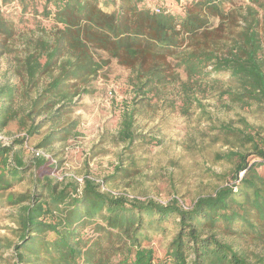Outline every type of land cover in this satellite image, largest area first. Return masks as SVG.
Masks as SVG:
<instances>
[{"label": "trees", "instance_id": "1", "mask_svg": "<svg viewBox=\"0 0 264 264\" xmlns=\"http://www.w3.org/2000/svg\"><path fill=\"white\" fill-rule=\"evenodd\" d=\"M170 1L174 12L165 0H0L42 18L22 33L0 11V57L14 55L17 78L0 86V133L16 122L23 134L0 143V199L16 207V242L4 246L13 261L6 264H264V0ZM95 51L130 70L134 94L115 136L130 153L106 181L141 173L131 148L148 138L137 130L148 108L145 115L170 110L186 118L199 111L212 143L228 148L215 159L231 168L212 174L224 185L186 208L178 198L161 204L115 197L91 179L82 188L57 181L44 156L28 161L26 146L36 136L35 148L46 151L77 135L75 98L91 92L108 63ZM216 96L244 114L218 118L202 100ZM26 180L30 190L9 192ZM168 235L159 258L150 244Z\"/></svg>", "mask_w": 264, "mask_h": 264}, {"label": "rangeland", "instance_id": "2", "mask_svg": "<svg viewBox=\"0 0 264 264\" xmlns=\"http://www.w3.org/2000/svg\"><path fill=\"white\" fill-rule=\"evenodd\" d=\"M247 1L233 0L235 4ZM165 2L169 6L168 11L174 12L176 5H170L172 3L170 0ZM229 4L231 3H227L228 6L232 5ZM153 8L159 6L155 5ZM0 11L22 33L37 29V22L42 19L23 16L17 2L7 5L0 2ZM94 54L98 61L108 63L91 84V92L75 98L76 106L71 117L80 119L77 135L46 151L35 148L41 140L40 136H36L26 146L28 161L30 162V159L41 151L49 157L45 158L53 165L51 176L57 181L72 179L82 188L84 181L91 179L101 191L115 197L154 200L161 204L178 198L186 208L191 207L198 196L212 194L217 187L224 185L212 178V174L225 175L231 168L226 160L215 159L216 153H226L228 148L212 143L210 126L200 118L199 111L195 109L194 114L187 118L170 110L164 113L156 110L157 113L154 111L145 115L149 109H141L142 115L137 119L139 125L137 130L143 137L148 138L146 140L140 138L131 148L133 156L139 160L141 173L130 181L120 179L114 182L106 181L107 177L114 174L119 159L123 157L122 154L129 156L130 153L123 144L115 140V136L121 121L122 106L125 102H130L134 94L128 82L130 70L120 66L116 60H109L103 52L95 51ZM13 56L11 54L0 57V86L5 83L14 84L17 81L10 67ZM202 100L203 104L222 120H236V113L244 114L240 110L234 113L233 108L226 107L227 101L217 96ZM250 121L255 122V119L251 118ZM22 135L17 123L12 122L0 133V143L12 145L14 140ZM151 136H155L161 143L158 145L153 141L149 144ZM255 161L256 159H252V162ZM124 164L129 165L128 162ZM208 169L211 170L210 173L207 172ZM31 186L30 180H26L9 192L23 194L30 190ZM9 192H6L4 197ZM15 210L16 207L10 205L5 198L0 199V264L13 261L12 251L5 250L4 246L8 242H16L11 232L15 228L12 219ZM170 240L171 235L155 237L150 244L159 258L164 256ZM244 248L255 251L258 249L251 243H245Z\"/></svg>", "mask_w": 264, "mask_h": 264}, {"label": "built area", "instance_id": "3", "mask_svg": "<svg viewBox=\"0 0 264 264\" xmlns=\"http://www.w3.org/2000/svg\"><path fill=\"white\" fill-rule=\"evenodd\" d=\"M154 10H155V12H159V9H158V8H155ZM0 139H1V138H0ZM39 155L44 156V157H46V158H49L46 154H44V153L41 152V151L37 152V156H39Z\"/></svg>", "mask_w": 264, "mask_h": 264}]
</instances>
